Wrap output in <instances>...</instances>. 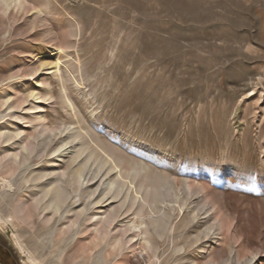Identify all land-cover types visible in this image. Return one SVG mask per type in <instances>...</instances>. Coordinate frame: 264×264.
I'll return each mask as SVG.
<instances>
[{
    "label": "rangeland",
    "instance_id": "374dc122",
    "mask_svg": "<svg viewBox=\"0 0 264 264\" xmlns=\"http://www.w3.org/2000/svg\"><path fill=\"white\" fill-rule=\"evenodd\" d=\"M0 264H264V0H0Z\"/></svg>",
    "mask_w": 264,
    "mask_h": 264
},
{
    "label": "bare ground",
    "instance_id": "6f19581e",
    "mask_svg": "<svg viewBox=\"0 0 264 264\" xmlns=\"http://www.w3.org/2000/svg\"><path fill=\"white\" fill-rule=\"evenodd\" d=\"M14 139V137L10 136L9 141H12ZM14 156V155H13ZM41 176L44 177V175L41 174ZM46 176V175H45ZM79 182H81L82 180V176L78 178ZM62 186V185H61ZM56 187L53 191H48V194H52L53 195V203H60L63 198H64V194H65V190L63 187Z\"/></svg>",
    "mask_w": 264,
    "mask_h": 264
}]
</instances>
